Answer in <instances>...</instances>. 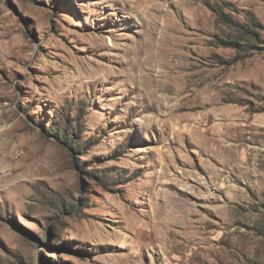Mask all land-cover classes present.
I'll return each instance as SVG.
<instances>
[{
    "label": "rangeland",
    "instance_id": "obj_1",
    "mask_svg": "<svg viewBox=\"0 0 264 264\" xmlns=\"http://www.w3.org/2000/svg\"><path fill=\"white\" fill-rule=\"evenodd\" d=\"M259 46L264 0H0V264H264Z\"/></svg>",
    "mask_w": 264,
    "mask_h": 264
},
{
    "label": "trees",
    "instance_id": "obj_2",
    "mask_svg": "<svg viewBox=\"0 0 264 264\" xmlns=\"http://www.w3.org/2000/svg\"><path fill=\"white\" fill-rule=\"evenodd\" d=\"M214 12L216 13L217 19L219 21L223 22L227 26L234 28L237 31V35L240 37L239 39L243 38L241 40H243L246 43L245 44L246 46L256 47L257 45L256 43H258L259 41H262L259 37L258 30L263 29V28H262L260 21L255 17L252 11L243 10L242 14L245 19V22L243 24L233 19L230 13L224 12L222 8L215 7ZM230 43L231 44H226V45H230V46L237 45L236 44L237 42L235 40L231 41ZM259 47H264V46H259ZM54 133L57 135H60L64 142L66 143L70 142L74 146H78V147L80 146V142L76 141L73 136H70V134L72 133L66 132V129L64 127L62 129V133L59 130L58 131L55 130ZM89 173H93V172H89ZM93 175H95L99 179H102L100 178L99 174H93ZM70 207L73 208L75 206L74 204H72ZM13 264H17V263L14 262Z\"/></svg>",
    "mask_w": 264,
    "mask_h": 264
}]
</instances>
